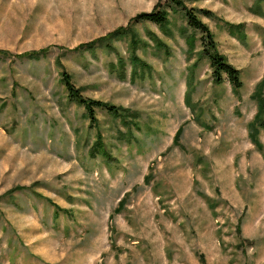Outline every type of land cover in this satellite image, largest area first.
<instances>
[{"label":"rangeland","instance_id":"rangeland-1","mask_svg":"<svg viewBox=\"0 0 264 264\" xmlns=\"http://www.w3.org/2000/svg\"><path fill=\"white\" fill-rule=\"evenodd\" d=\"M157 2L0 0V264H264V130L249 128L264 97V0H186L213 11L202 19L241 71L237 90L214 81L180 9L168 29L135 24L151 65L135 76L129 36L75 50ZM63 72L137 117L97 109L91 122Z\"/></svg>","mask_w":264,"mask_h":264},{"label":"trees","instance_id":"trees-1","mask_svg":"<svg viewBox=\"0 0 264 264\" xmlns=\"http://www.w3.org/2000/svg\"><path fill=\"white\" fill-rule=\"evenodd\" d=\"M179 9L183 12V15H185V19L188 23L187 27L192 31L191 35H189L187 39L189 44L193 46L196 36L200 34L198 38L202 46L201 55L208 58L214 81L217 84H222L226 81V79H228L236 90L241 88L243 86V81L241 79L240 69L230 63L219 51L214 33L202 19L203 16L213 19V11L202 7H188L186 0H165V2L164 0H158L151 11H141L137 13L132 19H130L126 26H120L102 37L82 43L77 46L75 50H93L98 46H104L111 50L115 48L113 45L115 40L129 36L131 45L130 62L132 65V74L135 76L138 67L148 70L151 69V65L143 60L136 52L139 45V39L138 33L134 28L135 24L141 21H147L154 23L161 28H167L170 23V13L179 12ZM238 28H241V26ZM161 44L163 45L162 42ZM46 51L47 49H41L39 51L26 52L22 55L20 54L19 57L38 59L42 54L46 53ZM0 53L5 54L7 52L0 50ZM117 64L118 66L115 64L113 65L115 70L118 71L119 67L122 68L118 71V73L122 77L125 76V70L123 69L125 67V60L122 56L118 58ZM62 80L67 90L68 99L71 102L83 106L91 122H96L97 120V109H105L115 117H120L125 121L130 120L128 121L130 123H132V121L137 117V113H133L128 108L116 106L101 99H95L84 95L82 88L75 85L68 72H63ZM249 128L251 129L250 135L252 136L257 132H260V130H264V97L259 98V108L253 121L250 122ZM181 130V127L177 130L175 138L179 137ZM93 150L94 152H101L106 156L108 153L99 139L96 141Z\"/></svg>","mask_w":264,"mask_h":264}]
</instances>
